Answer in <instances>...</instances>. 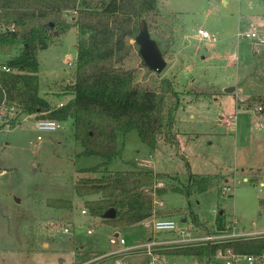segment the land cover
<instances>
[{
  "label": "rangeland",
  "instance_id": "374dc122",
  "mask_svg": "<svg viewBox=\"0 0 264 264\" xmlns=\"http://www.w3.org/2000/svg\"><path fill=\"white\" fill-rule=\"evenodd\" d=\"M159 7L160 12L148 19L151 35L162 40L165 32L173 42L162 41L167 66L161 73L151 72L147 80L153 84L161 74L176 75V86L183 92L175 127L178 136L169 144L160 141L153 150L136 129L126 137L120 132L124 152L109 165L111 170L139 168L161 173L164 183L158 182L156 189L165 188L158 194L153 190L156 215L124 228L91 216L85 200L94 196L80 197L75 185L81 177L99 176L85 169L99 164L101 158L81 154L84 147L74 135L73 120L61 121L55 130H39L37 118L24 115L14 128H2L16 114L3 108L0 264H152L154 258L161 259L154 264H204L202 257L163 255L179 242H174L178 233L173 238L153 227L151 221L160 217L175 218L196 239L184 244L248 236L212 229L219 213L224 215L227 230L232 226L253 233L264 230V112L256 109L259 105H237L251 95H264V46L237 35L240 30L260 29L264 0H160ZM198 27L216 39L202 38ZM77 39V29L71 27L38 52L40 94L51 102L72 97L68 84L74 78ZM16 52L0 51V62ZM228 86L243 88V99L236 92H226ZM230 115L236 116L233 126L223 120ZM189 168L213 176L208 191H193L189 196L180 191H186ZM255 174L257 182L251 180ZM51 198L70 199L73 208L50 206ZM66 227L70 231L65 232ZM116 233L125 244L110 243ZM151 237L157 243L149 245L154 241ZM212 259L210 264L232 261L235 254L219 251ZM257 264H264L263 256Z\"/></svg>",
  "mask_w": 264,
  "mask_h": 264
},
{
  "label": "trees",
  "instance_id": "16d2710c",
  "mask_svg": "<svg viewBox=\"0 0 264 264\" xmlns=\"http://www.w3.org/2000/svg\"><path fill=\"white\" fill-rule=\"evenodd\" d=\"M159 12V0H0V51L17 49L0 62V110L16 113L1 127L14 128L22 116L31 114L37 119L71 118L74 135L84 147L81 154L101 158L99 164L85 169L99 176L79 178L75 190L80 197L94 196L85 200L89 214L114 228L153 216V190L161 179V173L154 169L109 168L124 152L119 133L126 137L136 129L153 150L160 141L169 144L178 136L175 127L183 92L176 86V75L161 74L157 82L149 83L153 70L145 65L135 41L140 21L149 22V17ZM71 27L78 32L76 68L73 82L68 84L73 97L57 106L40 94L38 52ZM163 40L173 42L165 32L162 40H157L160 47ZM161 50L166 58V49ZM237 105H259L264 112V95H251ZM189 170L187 196L193 191H208L213 176ZM251 180L257 182L258 175ZM48 205L73 208L72 200L65 198H51ZM110 208L115 209V217L103 218ZM216 227L220 232L229 231L223 213L217 215ZM176 245L163 255L210 259L229 250L235 255L260 257L264 255V233Z\"/></svg>",
  "mask_w": 264,
  "mask_h": 264
},
{
  "label": "built area",
  "instance_id": "2783aa9c",
  "mask_svg": "<svg viewBox=\"0 0 264 264\" xmlns=\"http://www.w3.org/2000/svg\"><path fill=\"white\" fill-rule=\"evenodd\" d=\"M198 34L201 35L202 38L214 39V40L216 39L214 35H212L210 32H208L204 28H199ZM237 35L240 39L242 38L249 39L259 46H264V31L260 29L254 28L250 31L240 30ZM60 105H63V103H61ZM256 109L261 110V107L258 106L256 107ZM223 118H224L223 120H225V122L228 123V125L233 126L236 116L230 115L229 117H226V118L223 117ZM36 127L39 130H55L61 127V121L57 119H51V118H39L36 120ZM40 138L41 136L39 135L38 139ZM228 190H230V188H228ZM82 213H86V209H82ZM152 224H153V227L158 231L178 233V238L174 242H179V244H184L188 241L196 240L193 237H189V233L186 230L182 229L177 223V221L173 218H168V217L156 218L152 220ZM65 231L68 232L69 229L66 228ZM88 232L92 233L93 230L89 229ZM261 233H264V232H261ZM109 241L111 244H118L119 242L120 244L126 243V240L123 237L120 238L119 234L111 236ZM155 243H157V241L154 240V241H150L148 244L151 245ZM242 257L244 258L242 262H236L234 264H257L258 261L260 260V257L254 254H245V255H242ZM157 260H161V259L154 258L150 262L154 264V262ZM160 264H163V263L161 262Z\"/></svg>",
  "mask_w": 264,
  "mask_h": 264
},
{
  "label": "water",
  "instance_id": "95a60500",
  "mask_svg": "<svg viewBox=\"0 0 264 264\" xmlns=\"http://www.w3.org/2000/svg\"><path fill=\"white\" fill-rule=\"evenodd\" d=\"M139 27L140 30L135 38V41L139 45V53L141 54L146 66L157 73H161L167 66V60L163 55L161 47L158 41L152 37L146 19H142L140 21ZM225 91L234 92L235 86H228L225 88ZM115 215V209L110 208L105 212L103 218H114ZM115 235H118V233Z\"/></svg>",
  "mask_w": 264,
  "mask_h": 264
},
{
  "label": "crops",
  "instance_id": "0c3cea01",
  "mask_svg": "<svg viewBox=\"0 0 264 264\" xmlns=\"http://www.w3.org/2000/svg\"><path fill=\"white\" fill-rule=\"evenodd\" d=\"M160 1V0H159ZM262 18H263V25L260 27V30H262V31H264V12H263V16H262ZM72 28H76V27H72ZM199 28H203V27H198V29ZM255 28H257V27H255ZM66 32V31H65ZM64 32V33H65ZM64 33H62L61 35H63ZM255 44V43H254ZM77 48V47H76ZM233 57V56H232ZM247 77V76H246ZM72 80L73 79H71L70 80V83H72ZM240 82H242V81H240ZM240 82H238V83H240ZM236 86H238V84H236ZM235 86V87H236ZM234 92H236V93H238V96L240 95L241 96V99H243V95H242V92H243V88H241L240 90H239V87H237L236 88V90L234 91ZM45 95H48V93L47 94H45ZM72 97H73V92H72ZM72 97H70V98H72ZM46 98V97H45ZM69 98V99H70ZM238 98V97H237ZM48 99V98H47ZM69 99H67V100H61L60 102H51L49 99V101L53 104V105H60L61 103H65V102H67ZM246 99V98H245ZM245 99H243V100H245ZM242 100V101H243ZM239 101V100H238ZM26 116H29V115H26ZM31 116H34L35 117V115L34 114H31ZM73 125H74V123H73ZM161 180V179H160ZM159 180V182L161 183V184H163L164 182L161 180L160 181ZM159 183V184H160ZM157 185H158V183H157ZM158 188H161V189H159V191L157 192V194L158 193H160V192H163V189L165 188V186L164 187H158ZM184 195H187V193H186V191H184V190H180ZM154 194H156V193H154ZM156 194V195H157ZM156 215V212H154V214H153V216L152 217H154ZM151 217V218H152ZM150 218V219H151ZM161 218V217H160ZM168 218H173V217H171V216H168ZM150 219H147V220H145L144 222H148V221H150ZM173 219H175V218H173ZM154 220V219H153ZM183 221L185 222V221H187V219H186V217H184V219H183ZM152 222V221H151ZM228 227V226H227ZM66 228H68V227H66ZM66 228H64V229H66ZM229 228H231V229H229V231H228V234L230 233V234H234V233H241L242 235H248V236H253V235H258L259 233H261V232H264V230L263 231H256V233H253V231H244V230H237L238 229V227H236L235 228V226H232V227H229ZM69 229V228H68ZM212 229H214L216 232L217 231H219L218 229H217V227H216V224H214L213 225V228ZM93 230V229H92ZM70 231V230H69ZM65 232H67V231H65ZM165 232H167V231H165ZM220 232V231H219ZM169 234L167 235V236H170V237H175V232H168ZM175 233V234H174ZM221 233H224V232H221ZM119 234V233H118ZM166 236V237H167ZM236 236V235H235ZM229 237H231V236H229ZM229 237H226V238H229ZM151 239H153V237H151L150 238V240ZM156 239L158 240V241H162V240H164V239H158L157 237H156ZM223 239H225V238H223ZM153 240H155V239H153ZM156 241V240H155ZM81 247H83V246H81ZM122 249H125V248H122ZM231 252V251H230ZM232 253V252H231ZM221 254H224V253H221ZM202 258H206V257H202ZM214 259H212L211 260V258L210 259H208V258H206L205 259V262H204V264H210L212 261H213ZM244 260V258L242 257V255H235V259L234 260H224V261H221V262H219V261H216L217 263H215V264H234V263H236V262H242ZM263 260H264V255H263ZM260 262V260L258 261V263ZM62 263H63V261H62Z\"/></svg>",
  "mask_w": 264,
  "mask_h": 264
}]
</instances>
